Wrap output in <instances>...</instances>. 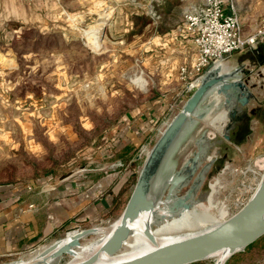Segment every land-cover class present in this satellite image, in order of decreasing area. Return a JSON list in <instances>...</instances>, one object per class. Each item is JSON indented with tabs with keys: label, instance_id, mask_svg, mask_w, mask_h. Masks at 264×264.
I'll return each instance as SVG.
<instances>
[{
	"label": "rangeland",
	"instance_id": "obj_1",
	"mask_svg": "<svg viewBox=\"0 0 264 264\" xmlns=\"http://www.w3.org/2000/svg\"><path fill=\"white\" fill-rule=\"evenodd\" d=\"M199 2L161 0L153 5L155 15L142 0L111 4L107 10H112L111 18L106 22V17L100 19L104 22L103 40L92 36L98 34V14L83 16L81 22L65 18L58 27L0 32V185L45 178L50 171L55 177L77 171L96 157L95 149L124 114L146 109L154 100H166L169 120L156 131L153 142L143 146L137 165L132 163L135 174H139L166 124L188 99L179 78L182 56L171 33L183 24L190 5ZM235 3L239 14L254 26L264 17V0ZM143 16L149 17L150 23L142 25ZM251 28L247 24V31ZM226 62L239 69V78L252 98L243 105L236 97L239 93H234L231 103H226L223 94H210L200 111L205 116L192 117L161 166L153 189L160 208L168 199L172 178L181 175L185 179L172 197L192 191V206L206 204L212 186L218 183L214 200L219 207L226 205L228 216L229 211L238 210L241 202H247L264 175V64L258 63L257 54L249 48L228 56L223 64ZM233 110H237L235 123ZM225 111L227 122L218 129L214 121ZM225 135H230L228 141L232 144L226 142ZM201 145L200 159L192 162ZM188 161L191 163L185 165ZM124 205L112 217L76 227L68 234L76 236L83 232L78 229L99 228L81 242L101 245L118 222ZM167 220L169 216L157 218L150 227L154 230ZM198 226L162 237L157 243L202 232L210 225ZM68 234L0 264L29 261ZM133 234L116 260L153 249L151 243L135 241ZM70 256L63 254L52 264L78 261ZM221 256L191 264H216ZM224 264H264V235L229 256Z\"/></svg>",
	"mask_w": 264,
	"mask_h": 264
},
{
	"label": "crops",
	"instance_id": "obj_2",
	"mask_svg": "<svg viewBox=\"0 0 264 264\" xmlns=\"http://www.w3.org/2000/svg\"><path fill=\"white\" fill-rule=\"evenodd\" d=\"M119 1L134 0H110L109 3L104 0H0V32L58 27L65 18L74 17L76 22H81L89 14H98L101 15L96 24L98 34L92 36L103 40L102 24L111 18L108 19L112 11H107L108 7ZM240 15L246 32L254 31L261 21L254 26ZM102 17H106L104 22L100 21ZM247 24L252 27L251 31H247ZM171 35L177 39L182 56L180 72L182 66L193 65L195 49L183 24ZM227 65L230 70L235 69L230 63ZM206 102L205 99L202 108ZM169 106L166 100H154L146 109L124 114L95 149L96 157L67 176H46L0 185V262L24 254L76 227L112 217L125 198L129 199V184L136 172L132 163L167 122ZM235 121L233 117V123ZM230 138L228 135L226 142L232 144L228 141ZM119 162L122 165H118Z\"/></svg>",
	"mask_w": 264,
	"mask_h": 264
},
{
	"label": "water",
	"instance_id": "obj_3",
	"mask_svg": "<svg viewBox=\"0 0 264 264\" xmlns=\"http://www.w3.org/2000/svg\"><path fill=\"white\" fill-rule=\"evenodd\" d=\"M252 52L257 54L258 63L263 65L264 45L253 49ZM210 67L211 70L204 77L199 87L186 100L182 109L166 124L160 137L147 155L134 189L112 232L100 248L89 257L68 264H99L103 254L110 257L117 255L132 235L130 225L142 213L156 210L160 202L154 197L153 189L156 186V179L159 176L161 166L192 117L203 118L205 116L195 113L212 90L216 91L218 95L223 94L226 97V103H231L234 93H239L236 97L243 105L252 98L246 84L239 78L238 68L222 72L219 67ZM231 114L232 117H235L237 110H233ZM225 137L228 138V135ZM202 151L203 146L201 145L199 151L192 158V162L200 159ZM189 163L191 162L188 161L185 165ZM174 178H180V181L174 188L170 187L169 190L167 200L173 198V202L169 205L170 215L192 207L190 201L193 196L192 191H189L185 196L172 197L178 185L185 179L181 175L174 176L171 180V186ZM78 230L86 234L93 231V229ZM263 235L264 175L245 205L222 222L202 232L163 243L141 254L111 264H191L206 260L223 251L231 256L244 250ZM68 250L69 246L64 245L58 250L57 255L66 254Z\"/></svg>",
	"mask_w": 264,
	"mask_h": 264
},
{
	"label": "built area",
	"instance_id": "obj_4",
	"mask_svg": "<svg viewBox=\"0 0 264 264\" xmlns=\"http://www.w3.org/2000/svg\"><path fill=\"white\" fill-rule=\"evenodd\" d=\"M142 1L148 4L149 12L155 15L153 5L161 0ZM183 28L190 34L195 49L193 65H184L179 72L187 98L199 87L211 70L210 66L218 67L217 64L225 62L235 52L264 45V17L254 31L246 32L234 0H200L185 12ZM118 165L122 164L119 162ZM245 203L241 202L237 209ZM233 214L230 212L228 217Z\"/></svg>",
	"mask_w": 264,
	"mask_h": 264
},
{
	"label": "bare ground",
	"instance_id": "obj_5",
	"mask_svg": "<svg viewBox=\"0 0 264 264\" xmlns=\"http://www.w3.org/2000/svg\"><path fill=\"white\" fill-rule=\"evenodd\" d=\"M216 66H218L222 72L230 70L228 66L223 63H219ZM212 93H216V91L212 90L207 95L206 100L208 99V97H210V94ZM201 108L202 107H200V109H198L195 114H199L200 116H202L203 113L200 112ZM227 114L228 113L225 111L221 115H219L214 121V126L217 127L218 129L224 127L227 122ZM173 181L171 186L172 188H174L175 185L180 181V178H174ZM218 187H219L218 183L212 186V192L210 193L206 204L200 203L196 207L192 206L190 209H182L177 214L170 215L169 212L170 211L169 205L173 202V198L165 201L164 206L161 208L157 207L154 212L142 213L140 217L130 225L132 228V234L133 231L135 232V234H133L134 240L137 242L143 241L148 244L151 243L154 246L153 248H155L156 246L159 245L157 241L162 237L168 236L175 232H183L191 229L193 230L194 228H196L198 225L201 224H208L210 225L209 226L210 228L222 222L230 215V212L229 215L226 216L227 215L226 205L223 204V206L219 207L218 203L214 200V195L217 193ZM213 209H215L216 212H213L212 211ZM167 216H169V220L158 225L154 230L151 229L150 227L151 224L156 222L157 218L158 219L161 217L165 218ZM95 231H99V228L93 229L92 232ZM71 234L72 233L68 234L65 237V239L46 248V250H44L42 255L34 257L31 260L28 259L29 261L20 262L17 264H52V262L60 256L57 255V252L64 245L69 246V250L66 254H69L72 257L76 258V260L78 259V261H81L89 257L95 251H97L103 243L101 242V245H99L98 242H94V241L88 243H82L81 240H84L88 236V234L84 232H81L76 236L73 235L71 236ZM78 237H82V238H78ZM125 244H128V241ZM221 253H222L221 257H226V259L229 257L226 251H223ZM115 256L110 257L103 254L99 260V264H111L114 262L121 261V260H116ZM226 259H224L221 262V258H220L217 264H224Z\"/></svg>",
	"mask_w": 264,
	"mask_h": 264
},
{
	"label": "trees",
	"instance_id": "obj_6",
	"mask_svg": "<svg viewBox=\"0 0 264 264\" xmlns=\"http://www.w3.org/2000/svg\"><path fill=\"white\" fill-rule=\"evenodd\" d=\"M143 18V24L142 25H145V24H147V23H150V18L149 17H147V16H143L142 17ZM53 172L52 171H50V172H47V174H45V176H50V174H52ZM137 177H138V174H134V176L132 177V179H131V182H130V184H129V187H130V185H131V190H130V193H132V191H133V189H134V186H135V183H136V180H137ZM131 195V194H130ZM127 202H128V197H126L125 198V201L123 202V204L122 205H124V208H125V206H126V204H127ZM254 243V242H253ZM252 243V244H253ZM251 245V244H250ZM249 245V246H250ZM248 247V246H247Z\"/></svg>",
	"mask_w": 264,
	"mask_h": 264
},
{
	"label": "clouds",
	"instance_id": "obj_7",
	"mask_svg": "<svg viewBox=\"0 0 264 264\" xmlns=\"http://www.w3.org/2000/svg\"><path fill=\"white\" fill-rule=\"evenodd\" d=\"M224 259H226V257H221V262H222Z\"/></svg>",
	"mask_w": 264,
	"mask_h": 264
}]
</instances>
